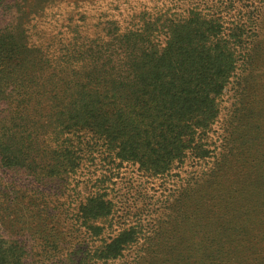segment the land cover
I'll list each match as a JSON object with an SVG mask.
<instances>
[{"label":"trees","instance_id":"trees-1","mask_svg":"<svg viewBox=\"0 0 264 264\" xmlns=\"http://www.w3.org/2000/svg\"><path fill=\"white\" fill-rule=\"evenodd\" d=\"M19 2L15 22L0 29V165L33 187L0 205V264H155L148 249H165L189 219L184 205L207 193L217 212V166L247 165L262 143L241 123L259 112L254 99L264 104V73L241 122L223 110L253 50L264 62V0H109L114 10L126 4L120 18L101 0ZM261 151L252 169L262 177ZM125 167L169 184L178 199L163 203L142 185L132 200L119 193ZM49 184L56 191L40 194ZM139 198L135 213L124 210ZM187 254L175 251L168 264H196Z\"/></svg>","mask_w":264,"mask_h":264},{"label":"rangeland","instance_id":"rangeland-1","mask_svg":"<svg viewBox=\"0 0 264 264\" xmlns=\"http://www.w3.org/2000/svg\"><path fill=\"white\" fill-rule=\"evenodd\" d=\"M101 1H105L106 9L108 8L112 16L116 15V17L120 18L119 12L124 14L123 9L126 4L122 5L118 3L120 10H114L112 7H115L116 4L109 7V0ZM113 1L115 2L116 0ZM17 3H20L19 0H0V29L6 28L15 22L18 13H16L14 5ZM261 57V51L253 50L252 61L248 66V70L245 71V82L241 86H237L235 83V91L232 89L227 93L225 97L227 102H225L226 106L223 110V115L228 116L229 114L233 118L236 115L241 116L244 107L249 105L250 99L247 97L250 94L252 85L263 82L260 77L264 73V62L260 60ZM236 89L241 91V93L238 94ZM257 103L258 98L254 99V106L259 112L252 116L247 114L244 117L241 116L242 121H244L241 124L246 134L251 133L257 140V143L262 141V143L259 142L261 144L259 149H253V153L249 155L247 165H236L234 163L228 165L226 162L224 165L217 166V172L220 176L217 181L212 183L214 185L213 188H217L215 193L218 195L214 199V203L218 208L217 212L208 211L209 205L206 201L209 199V194L207 193H203L204 197L196 196L194 200L195 206L189 207L188 205H184L180 212L185 211L189 219L183 220L181 218L179 220L178 230L167 241L168 245L165 249L155 254L152 252L153 248L148 249L151 257L154 255L158 258V262L155 264H168L172 259V254L177 250L193 255L196 264H259L264 261V258H259L264 256V176L261 177L256 168L252 169V163H255L253 160L264 148V133L261 132L258 135L257 132L263 131V126L261 127V125H264V104L257 106ZM235 119L237 122H241L240 118L238 119L237 117ZM259 125L260 128H257ZM234 137L237 138V134ZM244 140L242 139V142ZM249 145L250 143L246 146L248 147ZM116 179L119 193L125 192L126 197H129L131 200L136 196V187L141 185L143 189L145 188L144 192L148 196L155 195V199L160 197V200L164 198L169 200L167 202L165 200L163 203H171L175 199H178L179 192L170 193L172 187L169 184L161 185L162 182L159 179H149L148 181V179L141 177L136 169L131 167L123 168ZM81 180H83L82 176ZM80 184L83 185L81 186L82 193L86 194L85 184L81 182ZM25 186L33 187L26 177L16 178L11 173H6L0 165V194L3 189V193L7 196L3 202H0V205L6 203L7 199L9 200L8 203L11 204L10 198H13L15 195L13 191ZM207 186V190H213L210 184ZM54 191H56V188L53 185H44L42 186L43 193L40 192V194L48 197ZM68 192L71 191H66V193ZM0 198L2 197L0 196ZM63 199L64 197L60 194V200L63 201ZM138 200L140 201L134 208L127 203L126 206L123 205L126 207L124 210L131 212V214L135 213L137 211L135 209L143 205L141 198ZM209 201L211 202V199ZM172 210V213L179 211L177 209L174 211V208ZM3 231L9 236L24 240L29 250L36 249L38 246L37 242L27 237L25 234L27 232H22L21 235L12 234L15 232H9L4 227ZM65 237L66 239H62L64 242L72 238L68 234ZM68 241L70 242L66 244L70 247L75 242V239L73 238V240ZM218 248H224L228 253L222 254V257H218ZM180 259L182 258L180 257Z\"/></svg>","mask_w":264,"mask_h":264}]
</instances>
